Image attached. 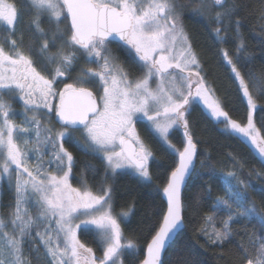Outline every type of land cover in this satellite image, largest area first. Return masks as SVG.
Segmentation results:
<instances>
[{"label":"trees","instance_id":"16d2710c","mask_svg":"<svg viewBox=\"0 0 264 264\" xmlns=\"http://www.w3.org/2000/svg\"><path fill=\"white\" fill-rule=\"evenodd\" d=\"M176 3L201 78L236 129L215 120L198 101L185 102L180 122L198 151L182 194L184 228L167 248L163 264H264V0H225L220 6L206 0L204 10L198 0ZM235 72L254 107L244 98ZM250 114L262 148L238 132ZM135 127L152 156L149 179L122 172L106 180L114 215L127 216L119 227L133 249L123 253L124 264L143 260L162 222V191L178 154L147 124ZM169 140L179 152L185 143L183 131L175 127ZM76 158L86 180L95 184L102 175L100 162L96 160L98 170L92 171L80 152Z\"/></svg>","mask_w":264,"mask_h":264},{"label":"flooded vegetation","instance_id":"af4514ba","mask_svg":"<svg viewBox=\"0 0 264 264\" xmlns=\"http://www.w3.org/2000/svg\"><path fill=\"white\" fill-rule=\"evenodd\" d=\"M56 3L57 10H45L40 14L29 0H11L13 15H8L7 24L0 23V130L4 129L1 133L5 135L4 150H0V172L4 168L5 154L11 151L16 156V166L22 169L21 172L16 170V176L10 180H6L0 173V218L6 227L5 231L8 230L7 234L0 231V237L6 235L3 240L8 241L15 235V243L10 246L15 264H50L53 261L49 260L50 247L46 243L54 232L51 233L44 224H31L32 220L39 219V215L41 219L38 222H49L45 220L49 218L39 207V203H43L45 199L41 192L44 181H49L53 175L63 174L62 178L68 180L66 183L61 182L63 188L59 189L62 192L54 189L57 194L62 195V202L65 204L70 203L67 194L63 197L69 191L73 202L79 207L75 191L86 187L91 194L102 196L108 187L106 160L102 151L97 146H92L89 137V127L94 122L96 125L102 124L101 119L105 114L104 112L101 116L103 85L115 76L125 84L131 83L132 88L141 83L151 88L155 81L152 75L159 71L155 67L157 60L150 59L151 56L149 59L145 57L143 45L139 47L137 35L135 36L136 26L131 11L133 8L136 10L139 5L134 3L130 6V0L124 5L94 2L97 5H109L120 13L127 14L131 29L125 41H113L96 35L81 41L74 35L63 1L56 0ZM129 6L131 9H128ZM180 24L184 29L183 24ZM174 70H177L176 65L169 64L163 72ZM178 71L186 76L184 72ZM77 90L89 91L96 99L97 110L83 126L70 127L60 121L59 110L65 95ZM145 122L134 117L132 123L136 129L137 123L146 124ZM138 134L140 136L139 132ZM125 138L133 141L136 157L142 160V152L130 136H121L119 140L122 156L124 157L121 146ZM77 152L83 155L92 171L98 170L96 160L100 162L102 175L95 184L86 180L85 168H81L77 162ZM126 161L129 162L127 159ZM21 173L34 179L32 183L41 192L30 196L26 201L30 207L26 208L28 213H24V219L30 217L32 220L29 229L25 230V221L17 220L16 212L17 180L23 178ZM34 173L41 176L35 177ZM85 204L88 202L85 201ZM93 216H96V212L85 213L78 221L96 220ZM6 224L11 227L7 229ZM110 232L117 237L112 218ZM58 238L55 251H61V236L58 235ZM72 243L78 264L104 263L100 260V255L107 250L109 242H102L94 227H86V224L79 226L73 234ZM59 260L57 264H61Z\"/></svg>","mask_w":264,"mask_h":264},{"label":"rangeland","instance_id":"374dc122","mask_svg":"<svg viewBox=\"0 0 264 264\" xmlns=\"http://www.w3.org/2000/svg\"><path fill=\"white\" fill-rule=\"evenodd\" d=\"M10 1L0 0V13H2L0 23L7 24L8 15H13ZM29 1L40 14L45 10H57L56 0ZM92 1L98 4L105 3L106 1L114 5H124L127 0ZM205 2L206 0H199L201 10L205 8ZM134 3L139 5L136 7V10L133 8L131 11L135 20V36L137 35L139 47H141V44L143 45L142 49L146 54V58H150L151 56L150 59L157 60L156 63L158 64L155 67L159 71H155L152 75L155 81H153L151 88L144 83L139 84L136 88H132L131 83L125 84L116 79L115 76H112L110 81L106 82L102 87L101 116L105 112L103 119H101L102 124L96 125L93 121V125L89 127V137L92 146H97L102 151L110 177L128 171L142 180H147L149 179V164L152 156L134 128L132 123L134 117L146 121L145 123L149 129L162 144L169 151H176L177 153L178 151L169 140V135L175 127H179L183 131L184 139H186L185 123L180 122L184 120V117L180 113H184L182 108L187 100H190V102L198 101L215 120L226 121L229 129L236 128L225 119L213 94H211V90L201 78L199 64L192 50L189 37L180 24L182 11L179 10L175 0H130V6ZM128 9H131V7ZM183 9H186V7H183ZM221 11L223 10L221 9ZM169 64L176 65L177 70L167 73L163 72ZM178 70L188 73L189 76L182 75ZM157 75H159V78L156 80ZM235 77L240 83L241 92L248 105L251 108L254 107L248 90L237 72H235ZM147 81L148 77L146 78ZM2 130L4 129L0 130V150H4L5 147V135L1 133ZM238 132L246 138L252 139L257 144L258 136L252 121V114H250L247 124L242 129H238ZM121 136L134 138L137 147L142 152L141 159L147 164L143 171L134 168L122 156L120 147L118 146ZM262 156L264 159V150ZM9 159H11V162ZM16 164V156L12 151L9 154H5L3 158L4 168H2L3 171L1 172L6 180H10L14 175L16 176V170L21 172L22 169H19ZM33 175L35 177L41 176L36 173ZM63 176V174L60 176L53 175L49 181H44L41 184L43 187L41 192L45 199L43 203H39V207L42 210L41 212H44L49 218H45L49 222L44 220L38 222L41 219L40 215L38 216L39 219L35 221L30 217H26V220L24 219V213H28L26 208L30 207V205L26 204L27 199L41 192L32 183L34 179L28 177V174H23L22 179L18 178V204L16 212L17 220L25 221L27 227L23 229H29L31 220L33 226L44 224V227H47L51 233L54 232L46 243L50 247L48 253L49 260H53L50 264H57L59 259L61 260H59L61 264H78L75 259L76 256L72 243L73 234L79 226L86 224V227L95 228L102 242H109L107 250L100 255V260L104 262L103 264H124L122 260L123 253L126 250H132L133 247L131 243L122 237L119 227L121 218L124 219L127 216L125 214L116 216L112 211L110 185L108 184V187L105 188L102 196L91 194L86 187L80 191H75L77 202L81 206L79 207L73 202L69 191L63 196L65 198V195H68L67 198L70 200L68 204L63 203L62 195L57 194V191H55L54 188H57L60 190V193L62 192L59 189L63 188L61 182L66 183L68 180L65 177L62 178ZM85 201L88 204H85ZM94 212H96V216L93 217H96V220L88 222L78 221V218H82V214ZM111 218L113 219L114 232L117 233V237L114 234L112 236L110 232ZM6 225L7 229L11 227L9 224ZM5 228L0 218V231L4 232ZM7 231H5L6 234ZM12 232L14 231L12 230ZM58 235L61 236L59 242L61 244V251L54 250V247L58 245ZM3 238L6 239V235H3ZM3 238L0 237V264H15L10 247L11 243H15V235L9 238L8 241L3 240Z\"/></svg>","mask_w":264,"mask_h":264},{"label":"water","instance_id":"95a60500","mask_svg":"<svg viewBox=\"0 0 264 264\" xmlns=\"http://www.w3.org/2000/svg\"><path fill=\"white\" fill-rule=\"evenodd\" d=\"M69 16L74 35L85 41L92 35L113 41H125L131 29L130 17L120 13L109 5H97L92 0H62ZM221 5L225 0H212ZM186 76L188 73L184 72ZM97 110L95 97L86 90L69 92L61 102L60 121L70 127L83 126ZM258 146L261 142L258 140ZM124 157L143 171L144 160L136 157V146L130 138H125L121 146ZM262 150V149H261ZM197 146L191 137H187L184 147L177 155V164L169 175L162 191L165 213L162 222L144 250L143 260L139 264H163L164 254L169 245L184 228L182 194L195 168Z\"/></svg>","mask_w":264,"mask_h":264},{"label":"bare ground","instance_id":"6f19581e","mask_svg":"<svg viewBox=\"0 0 264 264\" xmlns=\"http://www.w3.org/2000/svg\"><path fill=\"white\" fill-rule=\"evenodd\" d=\"M188 137V136H187ZM187 137H186V139H187ZM186 139H185V141H186ZM185 144V143H184ZM184 147V146H183Z\"/></svg>","mask_w":264,"mask_h":264}]
</instances>
